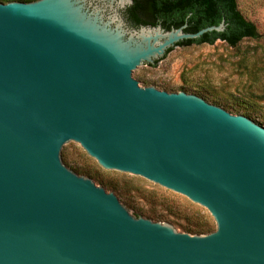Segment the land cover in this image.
I'll return each mask as SVG.
<instances>
[{"label":"water","instance_id":"1","mask_svg":"<svg viewBox=\"0 0 264 264\" xmlns=\"http://www.w3.org/2000/svg\"><path fill=\"white\" fill-rule=\"evenodd\" d=\"M131 3L0 1V264H264L259 113L137 81L224 20L195 32L132 28L120 13ZM77 143L106 171L203 206L215 229L133 216L66 166Z\"/></svg>","mask_w":264,"mask_h":264},{"label":"rangeland","instance_id":"2","mask_svg":"<svg viewBox=\"0 0 264 264\" xmlns=\"http://www.w3.org/2000/svg\"><path fill=\"white\" fill-rule=\"evenodd\" d=\"M236 1L243 16L254 23L257 38H245L234 47L219 39L213 44L176 46L155 66L147 64L137 74V78L141 76L149 83L145 85L140 81L139 85L168 92L179 91L182 85L190 86L208 97L201 98L219 101L222 105H228L236 98H247L256 102L255 108L263 116L264 0ZM66 166L95 173L105 185L91 178L94 183L113 192L133 216L136 212L143 218L169 223L180 232H187L186 226L205 224L207 215L215 226L212 216L203 206L151 181L106 171L78 143L66 149ZM85 171L77 174L90 178ZM110 186L114 190L109 189Z\"/></svg>","mask_w":264,"mask_h":264},{"label":"trees","instance_id":"3","mask_svg":"<svg viewBox=\"0 0 264 264\" xmlns=\"http://www.w3.org/2000/svg\"><path fill=\"white\" fill-rule=\"evenodd\" d=\"M1 2L9 1H23L28 2L32 0H0ZM144 8L152 9L153 11H158L160 13L161 21L165 29L171 27H179L183 23H186L185 31L195 32L201 28L210 25H217L223 19L224 29L222 31H207L203 33L198 38L194 39H184L175 44V46H189L191 44L200 45L203 43L213 44L216 40H222L229 46H236L245 38L255 39L258 37V31L253 22L246 19L240 12L237 6L236 0H176L171 4H149L144 5ZM172 47L168 48L164 55L169 52ZM161 59V58H160ZM158 60L154 63L149 64L150 66H155ZM185 80V79H181ZM138 82L149 83L142 79L141 76L137 78ZM180 90L186 92H193L204 98H208L205 94L201 93L197 89L189 88L184 85L180 86ZM224 108L229 110L233 114H242L248 117H252V113H259L258 109L255 108L256 102L251 100L236 98L233 102L228 103V105L223 104ZM254 117H257L254 116ZM259 119L264 123V115L260 116ZM76 173H83L85 170L79 167H70ZM90 178L96 180V182H103L97 177L95 173L85 171ZM107 186V185H106ZM109 189L114 190L111 186ZM134 216H139L136 212ZM208 220L203 225H196L193 227L186 226L187 232L205 234L213 231L215 226L207 215ZM213 224V226H212Z\"/></svg>","mask_w":264,"mask_h":264},{"label":"flooded vegetation","instance_id":"4","mask_svg":"<svg viewBox=\"0 0 264 264\" xmlns=\"http://www.w3.org/2000/svg\"><path fill=\"white\" fill-rule=\"evenodd\" d=\"M175 1L176 0H132L130 5L120 10V13L126 24L132 28H138L142 25H160L163 27L160 13L149 8H144V5L171 4Z\"/></svg>","mask_w":264,"mask_h":264}]
</instances>
